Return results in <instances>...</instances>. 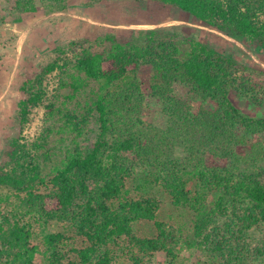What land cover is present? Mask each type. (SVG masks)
Returning a JSON list of instances; mask_svg holds the SVG:
<instances>
[{"label": "trees", "instance_id": "1", "mask_svg": "<svg viewBox=\"0 0 264 264\" xmlns=\"http://www.w3.org/2000/svg\"><path fill=\"white\" fill-rule=\"evenodd\" d=\"M155 1L174 5L198 24L245 45L254 42L264 51V0ZM21 2L15 1L18 11L34 9L29 2V8H22ZM106 39L109 48L82 49L71 59L77 73L97 82L98 88L81 118L72 116L68 122L77 136L94 118V138L87 147L67 148L48 179L38 161L47 135L29 142L22 132L30 108L44 99L45 75L66 63L52 61L20 86L19 131L0 155V190L12 193L0 191V264H33L37 246L31 244V224L20 220L26 214L43 223L69 222L86 240L77 250L80 264H109L111 245L120 240L130 246L136 263L155 251L172 255L178 238L162 222L155 221L153 238L134 231V222L155 220L159 208L153 198H122L136 169L148 171L174 205L192 213V246L216 253L205 264H264V238L255 246L253 259L245 244L248 233L264 227V117L239 112L229 98L233 90L264 105V68H240L232 53L198 40L181 58L173 40L138 44L121 34ZM143 64L158 74L149 88L133 79L122 89H109ZM68 85L73 98L83 82L73 78ZM149 99L158 105L157 122L143 117ZM192 99L215 101L216 107L201 105L194 112ZM48 106L54 115V104ZM188 180L195 182L193 191ZM10 196L18 199L14 214L3 210ZM63 240L60 232L43 234L49 264L60 263Z\"/></svg>", "mask_w": 264, "mask_h": 264}, {"label": "rangeland", "instance_id": "2", "mask_svg": "<svg viewBox=\"0 0 264 264\" xmlns=\"http://www.w3.org/2000/svg\"><path fill=\"white\" fill-rule=\"evenodd\" d=\"M15 1L0 0V155L5 144L19 131L17 103L23 97L20 90L22 82L52 61L57 60L61 65L66 63L65 68L45 75L44 99L30 108L28 122L24 124L22 132L29 142L39 141L41 135H47V142L38 155L41 175L46 179L61 162L67 148L75 144L87 147L94 138V118H89L77 136L68 122L72 116L81 118L98 88L97 82L77 73L71 59L82 49L95 52L109 48L107 35L132 37L138 44L151 40H173L180 49L181 58L188 55L192 42L198 40L221 53H232L240 68H264V51L256 43L248 42L245 45L225 33L198 24L194 17L174 5L155 0H21L22 8H29L26 4L29 2L34 9L20 12L14 8ZM157 77L158 74L150 65L143 64L134 74L109 89H122L133 79L138 80L143 88H149ZM73 78L82 81L83 87L70 98L72 89L68 83ZM229 98L239 112L250 117H264V105L256 104L233 90ZM51 104L55 107L54 115L48 106ZM147 104L142 109L144 119L157 122L159 114L155 99H149ZM191 105L193 111L197 112L201 105L215 108L216 102L209 100L202 103L192 99ZM194 186V180H188V189L193 191ZM0 191L4 195L8 192L12 194L7 188H1ZM122 198L156 199L159 208L155 220L140 219L134 222L135 233L145 238L156 237L155 221H160L167 231L175 233L178 242L171 246L172 255L155 251L142 255L136 263L130 246L120 240L111 245L112 258L109 264H205L215 259V252L192 246V213L174 205L169 195L145 169H136L127 179ZM17 201L16 196H10L3 210L7 208L14 214ZM20 220L21 223L31 224V244L37 246L33 264H49L43 242L45 232H60L64 236L59 264H80L77 250L86 245V240L75 233L69 222L51 220L43 223L30 214L21 216ZM263 232L264 227H260L245 238V244L248 245L246 251L252 259L255 246L264 238Z\"/></svg>", "mask_w": 264, "mask_h": 264}]
</instances>
